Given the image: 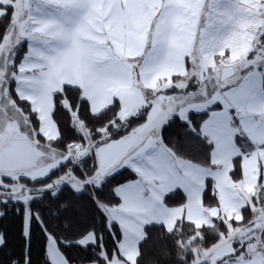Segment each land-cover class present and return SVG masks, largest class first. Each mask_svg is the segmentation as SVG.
<instances>
[{
	"label": "snow or ice",
	"instance_id": "obj_1",
	"mask_svg": "<svg viewBox=\"0 0 264 264\" xmlns=\"http://www.w3.org/2000/svg\"><path fill=\"white\" fill-rule=\"evenodd\" d=\"M0 25L7 264H34V225L43 264H264V0H0ZM65 188L100 229L46 222Z\"/></svg>",
	"mask_w": 264,
	"mask_h": 264
},
{
	"label": "trees",
	"instance_id": "obj_2",
	"mask_svg": "<svg viewBox=\"0 0 264 264\" xmlns=\"http://www.w3.org/2000/svg\"><path fill=\"white\" fill-rule=\"evenodd\" d=\"M3 30V25H0V31ZM65 120L64 131L67 139L74 138V133L67 124V117L63 116ZM199 118V117H197ZM179 122L167 129L165 132L166 136H174L177 132L182 131L179 128ZM134 178V174L131 170H122L121 174L117 175L112 184L125 182L129 179ZM183 199L182 195H177L170 200L169 203H177ZM64 202L69 204V209L65 212H61L55 215L46 214V222L52 226L60 235H67L69 233H79L89 226L95 224L97 229L101 228V218L98 217L86 196L82 194H75L73 191L65 188L60 194L56 203ZM49 201L45 200L43 205H38V208L48 207ZM0 229L7 232L8 235V246L0 251V264H7L8 254L14 253L19 254L23 246V240L20 238V218L14 211H9L3 219H0ZM158 232H153V242H150L143 249V259L148 261L149 259L156 256V247L154 241ZM105 238H108L107 231H105ZM43 245H44V234L41 232L38 226L34 225L33 235L31 240L32 258L34 264H43ZM70 257L80 259L86 256V253L82 248L73 247L65 249ZM89 259L91 257H88Z\"/></svg>",
	"mask_w": 264,
	"mask_h": 264
}]
</instances>
